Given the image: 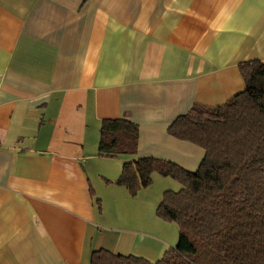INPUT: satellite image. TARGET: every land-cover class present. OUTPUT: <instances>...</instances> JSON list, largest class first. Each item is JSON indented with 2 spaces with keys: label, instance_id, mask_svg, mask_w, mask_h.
Returning <instances> with one entry per match:
<instances>
[{
  "label": "crops",
  "instance_id": "crops-1",
  "mask_svg": "<svg viewBox=\"0 0 264 264\" xmlns=\"http://www.w3.org/2000/svg\"><path fill=\"white\" fill-rule=\"evenodd\" d=\"M252 59L264 63V0H0V264L160 258L174 240L146 209L181 185L153 172L149 200L114 181L145 156L195 171L204 149L168 126L240 92ZM115 118L137 123L135 154H98Z\"/></svg>",
  "mask_w": 264,
  "mask_h": 264
},
{
  "label": "trees",
  "instance_id": "trees-1",
  "mask_svg": "<svg viewBox=\"0 0 264 264\" xmlns=\"http://www.w3.org/2000/svg\"><path fill=\"white\" fill-rule=\"evenodd\" d=\"M243 89L220 105L194 103L168 126L172 136L204 149L195 171L145 156L122 164L114 181L136 195L152 174L181 184L165 190L156 216L178 226L176 245L160 258L91 252L90 264H264V63H239ZM138 125L127 118L102 120L98 154H135ZM100 211L99 199H96Z\"/></svg>",
  "mask_w": 264,
  "mask_h": 264
},
{
  "label": "rangeland",
  "instance_id": "rangeland-1",
  "mask_svg": "<svg viewBox=\"0 0 264 264\" xmlns=\"http://www.w3.org/2000/svg\"><path fill=\"white\" fill-rule=\"evenodd\" d=\"M160 175V174H159ZM162 176V175H160ZM163 177V176H162ZM166 177V176H164ZM167 180L168 182H174L176 183L178 186H177V189L180 188L179 186V182L176 181L175 179L167 176ZM153 182H151V184L148 186V187H145V188H148V190H150L149 192V200L153 197V199H155V197H157V195L159 194V192L161 191V184H158V183H154V180L152 179ZM181 185V184H180ZM176 189V190H177ZM141 190V189H140ZM171 190V189H170ZM174 191V190H173ZM140 192V191H139ZM138 192V193H139ZM163 192V190L161 191V193ZM156 207V206H155ZM146 209V208H145ZM146 212L148 213L149 217H148V220L151 222L152 221V218L155 220L154 221V224H157L159 226H161V229L163 228L164 231L170 236L172 235L173 237V240H174V243L172 245H175L178 241V226L176 223L174 222H167V221H164L162 219H159V217L156 216V213H155V208L154 210H152L151 206H149V209L147 208L146 209ZM151 217V219H150ZM157 222V223H156ZM175 237V238H174Z\"/></svg>",
  "mask_w": 264,
  "mask_h": 264
}]
</instances>
